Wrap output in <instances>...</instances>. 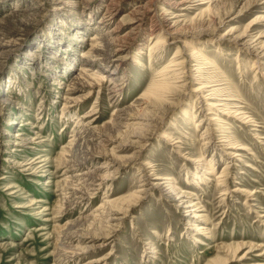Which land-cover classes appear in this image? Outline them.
Segmentation results:
<instances>
[{
	"label": "rangeland",
	"instance_id": "374dc122",
	"mask_svg": "<svg viewBox=\"0 0 264 264\" xmlns=\"http://www.w3.org/2000/svg\"><path fill=\"white\" fill-rule=\"evenodd\" d=\"M0 264H264V0H0Z\"/></svg>",
	"mask_w": 264,
	"mask_h": 264
},
{
	"label": "bare ground",
	"instance_id": "6f19581e",
	"mask_svg": "<svg viewBox=\"0 0 264 264\" xmlns=\"http://www.w3.org/2000/svg\"><path fill=\"white\" fill-rule=\"evenodd\" d=\"M191 1V0H190ZM196 2V1H195ZM174 3V2H173ZM204 3H207V2H201V4H204ZM210 7L208 6L207 8H205L202 12H201V14H206L207 16H210V17H212V14L210 13ZM160 33V32H159ZM93 39H95V37L93 38ZM112 39V38H111ZM161 39V38H160ZM162 41V42H161ZM161 41H159V42H161L162 44H166V42H168L167 41V38H165V39H161ZM159 44V43H158ZM158 44H156L157 46H158ZM156 46V47H157ZM154 47V46H153ZM194 50V49H193ZM95 52L97 53V54H100V53H102L103 52V49H100V48H98V47H96L95 46ZM191 55H192V58L194 57V58H197V59H199L200 57H204V56H201L200 55V53L199 52H195V51H192V53H191ZM114 60H118V57L116 58L115 57V59ZM175 61V60H174ZM185 61V60H184ZM199 61V60H198ZM208 61V60H207ZM178 62V61H177ZM200 62V61H199ZM198 62V63H199ZM210 63H211V61H209ZM181 63H183L184 64V62L183 61H179V64L178 65H181ZM210 63H208V64H210ZM174 64V63H173ZM172 64V65H173ZM171 65V66H172ZM174 65H176V64H174ZM195 65V64H194ZM200 65V64H199ZM214 66V65H213ZM88 67H91V65H88ZM215 67V66H214ZM192 69V68H191ZM195 69V68H194ZM178 70V69H177ZM194 71V70H193ZM195 71H197V70H195ZM178 72V71H177ZM181 72V71H180ZM179 72V74H181ZM183 72V71H182ZM198 72V71H197ZM185 73V72H184ZM178 76V75H177ZM183 76V75H182ZM175 77H176V75H175ZM179 78H180V76H179ZM105 78L103 77V78H101V81H103ZM176 79H178V78H176ZM200 80V79H199ZM196 81H198L197 79H196ZM197 83H199V82H197ZM201 83V82H200ZM90 86H92L91 84H90ZM215 85H199L198 87H196V88H194L193 89V91H195V92H199V94H202V97H204L205 99H217L218 97H217V95H219V94H217V92L219 91V89L218 88H216V87H214ZM158 87V86H157ZM155 88V87H154ZM206 88H208V89H206ZM156 89L158 90V88H155V91H156ZM163 91V90H162ZM153 94V93H152ZM154 94H157V91L154 93ZM159 95V94H158ZM208 95H210V96H208ZM226 100H229V101H231V100H234L233 98H228V99H226ZM222 100H210V101H208V103H207V105H209V106H211V108H210V110H214L213 108H217V106H220V105H224V106H226V107H228L229 109H230V107L229 106H231V102H226V103H217V102H221ZM213 107V108H212ZM227 108V109H228ZM121 111V110H120ZM123 111V110H122ZM239 110H237L236 111V117H239L241 114H242V112H238ZM209 112H211V111H209ZM225 113V112H224ZM227 114H230V111L229 112H227ZM239 118H246L244 115H242L241 117H239ZM239 118H237V119H239ZM212 121H217L218 119L216 118V117H211L210 118ZM231 136H228V138H230ZM226 138V137H225ZM222 141H224V142H227V148H229V149H232V147H234V143L229 139V140H227V138L226 139H222ZM225 144V143H224ZM237 153H234V155H232V157H237ZM208 165H212V163H209ZM212 168V167H211ZM228 168V166L227 165H225V168H224V170H226ZM209 172H211L210 170H209ZM221 177H223V175H220V176H218V178H221ZM167 179V178H166ZM222 181V180H221ZM225 184H226V182L225 181H222L221 182V185L222 186H225ZM65 256V255H64ZM70 257V255H67V257ZM68 257V258H69ZM95 262V261H94Z\"/></svg>",
	"mask_w": 264,
	"mask_h": 264
}]
</instances>
